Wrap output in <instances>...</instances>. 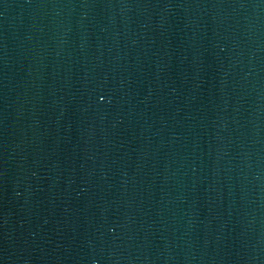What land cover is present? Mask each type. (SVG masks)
Returning a JSON list of instances; mask_svg holds the SVG:
<instances>
[{"label": "water", "instance_id": "obj_1", "mask_svg": "<svg viewBox=\"0 0 264 264\" xmlns=\"http://www.w3.org/2000/svg\"><path fill=\"white\" fill-rule=\"evenodd\" d=\"M0 264H264V0H0Z\"/></svg>", "mask_w": 264, "mask_h": 264}]
</instances>
